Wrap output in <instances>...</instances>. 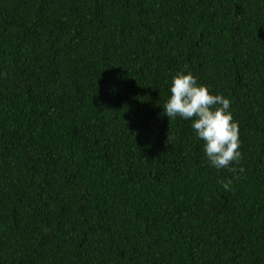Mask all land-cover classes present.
<instances>
[{
    "label": "trees",
    "instance_id": "obj_1",
    "mask_svg": "<svg viewBox=\"0 0 264 264\" xmlns=\"http://www.w3.org/2000/svg\"><path fill=\"white\" fill-rule=\"evenodd\" d=\"M180 72L242 174L164 115ZM0 264H264V0H0Z\"/></svg>",
    "mask_w": 264,
    "mask_h": 264
},
{
    "label": "clouds",
    "instance_id": "obj_2",
    "mask_svg": "<svg viewBox=\"0 0 264 264\" xmlns=\"http://www.w3.org/2000/svg\"><path fill=\"white\" fill-rule=\"evenodd\" d=\"M230 105L228 98L212 94L208 86L198 84L191 73L180 72L172 78L163 113L168 120L179 117L191 121V127L197 138L203 141L205 155L212 166L242 174L244 168L239 166L242 159L239 124L229 111ZM221 184L225 190H231L232 180L221 181Z\"/></svg>",
    "mask_w": 264,
    "mask_h": 264
}]
</instances>
